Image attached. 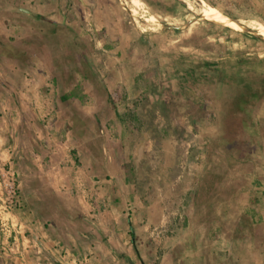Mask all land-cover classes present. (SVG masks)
Masks as SVG:
<instances>
[{
	"label": "rangeland",
	"instance_id": "374dc122",
	"mask_svg": "<svg viewBox=\"0 0 264 264\" xmlns=\"http://www.w3.org/2000/svg\"><path fill=\"white\" fill-rule=\"evenodd\" d=\"M202 4L264 25L0 0V264H264V40Z\"/></svg>",
	"mask_w": 264,
	"mask_h": 264
},
{
	"label": "bare ground",
	"instance_id": "6f19581e",
	"mask_svg": "<svg viewBox=\"0 0 264 264\" xmlns=\"http://www.w3.org/2000/svg\"><path fill=\"white\" fill-rule=\"evenodd\" d=\"M200 18L213 23L215 25H220L235 31H246L251 29L254 31L255 35L259 36L264 40V25L255 21H249L246 24H239L234 19L228 17L226 14L222 13L218 9L207 6L205 4L201 5L199 10Z\"/></svg>",
	"mask_w": 264,
	"mask_h": 264
},
{
	"label": "crops",
	"instance_id": "0c3cea01",
	"mask_svg": "<svg viewBox=\"0 0 264 264\" xmlns=\"http://www.w3.org/2000/svg\"><path fill=\"white\" fill-rule=\"evenodd\" d=\"M216 68H220V65H217ZM183 119L186 120V118L184 116H183ZM204 119H205V116L203 114H201L199 120H197V121H200L199 123H202L204 121ZM185 124H188V126H185V128L188 129V127H190V125H189L187 120L185 121Z\"/></svg>",
	"mask_w": 264,
	"mask_h": 264
},
{
	"label": "water",
	"instance_id": "95a60500",
	"mask_svg": "<svg viewBox=\"0 0 264 264\" xmlns=\"http://www.w3.org/2000/svg\"><path fill=\"white\" fill-rule=\"evenodd\" d=\"M21 12H22V13H25V14H29L26 10H22V9H21ZM127 263H128V264H133L130 260H128Z\"/></svg>",
	"mask_w": 264,
	"mask_h": 264
},
{
	"label": "trees",
	"instance_id": "16d2710c",
	"mask_svg": "<svg viewBox=\"0 0 264 264\" xmlns=\"http://www.w3.org/2000/svg\"><path fill=\"white\" fill-rule=\"evenodd\" d=\"M131 236V235H130Z\"/></svg>",
	"mask_w": 264,
	"mask_h": 264
}]
</instances>
